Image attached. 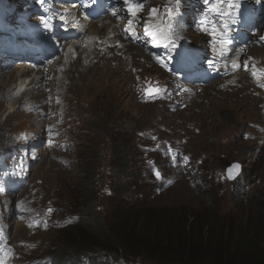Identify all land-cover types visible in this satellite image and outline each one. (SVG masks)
<instances>
[{"label": "rangeland", "instance_id": "rangeland-1", "mask_svg": "<svg viewBox=\"0 0 264 264\" xmlns=\"http://www.w3.org/2000/svg\"><path fill=\"white\" fill-rule=\"evenodd\" d=\"M191 1L196 3L192 5ZM6 2L16 15V24L19 20L34 22V15L40 13L44 22L56 19L50 15L49 5L44 2L43 5L39 0ZM128 2L133 6L141 5L136 16L157 36L161 30H166L167 10H180L184 3H187V7H198V12L202 14L200 21H208L210 16L215 15L214 24L209 20L202 28L199 26L205 37L206 27L212 25L207 35L209 40L213 41L214 26L223 28L222 25L231 20L230 16L223 18L216 14L212 5L217 4L215 0H179L178 4L177 0ZM127 9L124 0H118L115 15L114 12L112 15H102L90 23L91 26L94 24L93 28L87 31L96 34L90 35L89 40L100 36L104 42L115 34L113 40L130 47L129 56L121 58L117 68L112 62L92 65L88 60L89 67L78 58L62 79L61 87L54 88L49 95L45 94L43 84H29L35 75L25 71V75L19 77L24 71L21 67L11 68L0 75V154L5 156L4 159L0 158L4 163L0 169H5L1 182L7 184L0 191V256L11 255L14 258L11 261L34 264L43 256L44 259L49 256L62 259L78 250L98 254L99 258L93 261H111L109 250L81 245L86 234L74 230V227H82L79 216L88 213L85 221L89 227L95 228L100 224L104 231L112 228L114 233L122 223L120 215L129 217L130 224L135 227L134 236L141 240V244L146 237L142 232L149 225L158 232V236H163L164 241L169 238L183 243L188 238L203 243L208 239L212 242L224 241L226 236L234 240L240 231L249 235V232L255 231V226L264 221L261 220L264 218V87H260V84H264V78L258 81L252 75L253 66L258 74L259 69H264V53L263 58L254 51L244 52L241 58L231 54L225 57L213 51L216 38L210 46L208 44L205 49L200 46L197 50L195 45L189 44L199 38L194 26L197 16L186 28L175 14L171 21V41L177 29L191 39L190 42H178L171 54L177 57L188 55L190 62H185L191 66L179 74L172 73V78L181 88L174 91V100L169 101L166 99L170 93H165L163 97L162 85H170V73H163L158 66L164 65L157 66L151 61L147 45L132 40L131 33L121 30L129 31L122 22L130 13ZM152 9H156V12L153 13ZM2 13L3 7L0 5V16ZM5 15H8L6 8ZM108 20L113 21L116 31L109 27L106 34L93 30ZM158 21L161 25L156 29L154 25ZM131 29L134 30L132 25ZM257 30L250 42L254 38L256 48L264 52V40L260 39L264 35V18ZM177 34L175 32L174 36ZM165 43L168 42L158 44V63L168 54ZM76 44L72 46L82 48L88 45L85 41ZM246 46L254 45L249 43L236 50H244ZM184 47L185 52L180 54ZM218 55L222 58L218 59ZM71 56H74V50L69 46ZM196 57L201 61H197ZM233 65H237V69L228 76L227 68ZM132 67L139 72L136 73L140 76L137 83H134L131 75ZM47 69L52 70V67L48 65ZM93 70L97 73L91 74ZM79 73L88 76L80 78ZM237 73L241 77L230 79V85H226L228 81L223 82L226 77ZM200 75L205 84H194ZM21 86L29 89L22 92L19 89ZM143 86H152L160 91L145 100L143 92L138 91ZM230 86L236 92L229 89ZM132 87H137V93ZM183 88L190 90L182 91ZM54 91L61 94L56 100H66L67 105L64 108L66 122L62 128L67 138L64 146L60 129L53 126L56 125V107L50 115L51 106L46 103V98L54 100ZM34 108L37 109L30 110ZM42 112H45L43 116ZM50 116L52 122L49 121ZM125 128L133 129V133L115 132ZM29 136L31 142H28ZM123 143L133 152L128 157L132 163L127 161L122 165L117 159L112 161L111 151L114 147L117 150ZM13 160L21 162L24 167L16 169ZM235 161L240 163L241 173L236 180L227 182L224 170ZM111 164L123 168L120 173L122 179L115 186L112 183ZM98 167H101L100 170ZM94 169L99 174L94 179L96 192L95 189L86 188L88 177L90 179L88 172ZM156 172L160 173L159 179ZM128 184H134L136 189L130 187L128 190ZM13 188L14 193L9 191ZM112 189L115 190L114 195ZM124 190L123 199L126 202L121 203L118 196L121 197ZM90 191L91 194L86 195ZM142 195L149 198L142 201ZM145 215L154 221H149L147 225ZM47 220H51L52 224L48 229L44 227L48 225ZM116 234L118 236L119 233ZM3 237L9 240L7 245L1 243ZM122 237L120 233L115 239L123 245ZM171 252L167 259H161L164 263L208 264L209 261L206 258L191 261L176 245H173ZM134 253L138 257L127 259L129 261L126 263L161 264L148 259L149 253L145 247H138ZM86 264H89L88 260Z\"/></svg>", "mask_w": 264, "mask_h": 264}, {"label": "trees", "instance_id": "trees-1", "mask_svg": "<svg viewBox=\"0 0 264 264\" xmlns=\"http://www.w3.org/2000/svg\"><path fill=\"white\" fill-rule=\"evenodd\" d=\"M115 132L132 134L133 129L128 128L123 129L122 131L119 130ZM119 147L120 148H118L117 150H115L114 147V149L111 151L112 161H115V159H117V161L119 160L120 162H122V165L125 164V162L127 161L132 163V160H130L128 157L133 151L129 150L128 145L125 143H123V145ZM93 157L92 159H95ZM100 168L101 167H98V170H100ZM122 169L123 168L120 167H114L111 164V177H114L112 182L113 186H115V183H118L120 179H122V177H120L122 176L120 175ZM97 172L98 171L96 169H94L92 172H88L90 175V179L88 177V186L86 187H89L90 190L95 189V192L97 190V187L96 185H94V179L97 175H99ZM130 187L136 189V186L134 184H128V190H130ZM112 192L114 195L115 190L112 189ZM124 193L125 190L122 192L121 197H119L120 195L118 193V198H120L121 203L126 202V200L123 199ZM89 194H91V191L86 192V195L89 196ZM147 198H149V196L142 195L141 200L143 201ZM114 208L116 209V207ZM86 210L89 211V209ZM117 210L118 209H116V211ZM118 212L120 211L118 210ZM88 215L89 213L86 216L81 214L79 216V221L82 224V227L81 225L74 227V230L78 229L81 234L82 231L86 234L81 240V245H94L101 249H107L110 252L109 256L111 257V259L114 260L120 259L124 261H129L127 259H134V257H138V254L134 253L137 251L138 247H145L146 249H148L149 260L151 259L154 262L156 261L157 263L166 264L162 260H165V257L167 259V257L172 254L171 251L173 249V245H176L179 251H182L185 256L190 257L191 261H194L197 258H206L209 260L208 264H264V221L261 224L255 226V231L249 232V235L247 234V232H238L237 237L234 238V240L226 236V239L224 241L217 240L215 242H212L211 239H208L206 241L203 240V243H201V241L194 242L192 240H189L188 238H184L185 242L179 243L177 239L170 240L169 238H166V240L164 241L163 236H158V232L153 231V228H151L148 223L149 221H154V219L149 218L145 215L144 217L146 218L147 225H149V227L144 229L142 232L146 235V237L143 240V244H141V240L134 236L135 227L134 224H130L129 217H122L120 215L119 219H121L122 223L117 227V232L115 230V233L122 234V245L119 241L115 239L116 237L118 239L119 234L118 236L117 234L115 236V233L112 231V228H109L107 231H104L103 225L100 224L97 225L95 228L89 227L85 221L89 217ZM261 220H264V218H262ZM86 230L88 231V233ZM71 256H75L73 261L77 259H82L84 261V263L82 264H86L87 260L89 261V263H91L92 260L99 258L98 254L96 253L90 254L86 253V251L78 250H76V252H72Z\"/></svg>", "mask_w": 264, "mask_h": 264}, {"label": "bare ground", "instance_id": "bare-ground-1", "mask_svg": "<svg viewBox=\"0 0 264 264\" xmlns=\"http://www.w3.org/2000/svg\"><path fill=\"white\" fill-rule=\"evenodd\" d=\"M45 2H47V3H49L48 2V0H44ZM65 0H59V3H55V1H52V2H50V4H49V6H50V9H54L55 10V12L57 13V17H59V16H62V15H64V17H69L70 15H73L72 16V18H73V22L75 23V10H74V8H75V6L74 5H72V6H67L68 4H66L65 2H64ZM240 3V5H242L243 6V2H239ZM46 4V3H45ZM45 4H43V5H45ZM264 5V4H263ZM259 6V2L256 4V7H258ZM116 7H117V5L116 6H114V9L111 11V7L109 8V9H106L105 10V8H104V6L101 4V1L99 0V1H96L95 2V4H94V14L93 15H101L102 13H104L103 15H106V14H109V15H112V13L115 11V9H116ZM47 8V7H46ZM65 8V10L64 11H62L63 9ZM49 9V10H50ZM250 9H252V10H257L256 8H252V7H250ZM45 10V9H44ZM128 10V9H127ZM48 11V10H47ZM51 12V11H50ZM128 12V11H127ZM54 15V13H51V17ZM45 17V16H44ZM47 17V16H46ZM31 18V17H30ZM52 18H54V17H52ZM248 18H250V16L249 15H247V14H243V16L242 17H240L239 19H237V20H235L236 22L235 23H233L232 24V29H231V25L230 26H227L226 27V30H229V32H218V33H216V35H215V37L214 38H216V40H217V42H216V46H213V51H215V52H221L222 54H224L225 55V57L229 54H231V55H237L235 58H241V57H243V55H244V52H248V51H254V53H257L258 55H260V58H263L262 57V54L264 53V52H262L261 50H258L257 48H256V43H254V38L252 39L253 41H251L250 42V44L251 45H254V46H247V47H245L244 48V50L243 49H240V50H236V48H234V47H232V45H231V43H232V40L233 39H236L237 41H235V42H239L240 44H242L244 41H243V38H244V32L243 31H241L240 30V25H241V23L243 22V21H245V19H248ZM48 20V19H47ZM44 21V20H43ZM94 25V24H93ZM92 25V26H93ZM107 25H109V26H107ZM91 26V27H92ZM96 26V25H95ZM94 26V27H95ZM223 26V25H222ZM110 28V29H112V30H115L116 31V26H114V23H113V21L112 20H108L107 22H106V24H103L102 26L100 25V26H97L96 28H94L93 30L95 31H100L101 33H104V34H106L107 33V28ZM93 28V27H92ZM108 28V29H109ZM263 30V29H262ZM83 32V31H82ZM263 33H264V31H262ZM93 33H95V32H92V34ZM42 36H46V31H44V32H42ZM264 36V35H263ZM83 37V36H82ZM81 37V38H82ZM81 38H80V40H81ZM113 38H116V35L114 34L111 38H109V39H112L111 40V45H109V43L106 45V44H104V42H102L101 41V37L100 36H98V38H96V39H90L89 41H85V43H87L88 45L86 46L87 48L86 49H84L83 51H82V49H81V53H79V57H77L76 59H75V61L72 63L73 65H75V63H76V61H78V58H81L82 60H83V62H85L86 64H87V66H89V67H91L88 63L89 62H91V64L92 65H96V64H98V63H104L105 65L107 64V63H109V62H112V63H114V64H116V68L118 67V65H120L121 63H120V59L122 58V59H125L126 58V56L129 54V52H130V47L128 46V45H126V44H122V43H120L119 44V40H113ZM260 38H261V36H260ZM255 39H256V37H255ZM226 40V42H224ZM115 43V44H114ZM42 44H46V42H42ZM95 44L98 46V47H101V49L99 50L98 48H96V53H95ZM179 44H181V41H179ZM56 45H58V48L60 49V43H58V44H56ZM120 45V46H119ZM123 45H126V46H123ZM81 48V46H77V47H75V48ZM200 46H198V45H195V48L198 50V48H199ZM53 50V49H52ZM121 50V51H120ZM185 52V47H184V49H182V50H180L179 51V53L180 54H183ZM217 52V53H218ZM60 53V52H59ZM253 53V54H254ZM247 54V53H246ZM139 57H140V55L139 54H137ZM223 55V56H224ZM90 56L92 57V58H90ZM139 57H137V58H139ZM231 59H233V58H231ZM88 60H89V62H88ZM95 60V62L93 63V61ZM46 61V60H45ZM249 61V60H248ZM138 62H140V63H142V61L141 60H139ZM219 62V61H218ZM48 64L50 63V60H48V62H47ZM78 63V62H77ZM217 65H218V63H216ZM232 64V63H231ZM108 65V64H107ZM113 65V64H112ZM229 65V64H228ZM50 66V65H49ZM19 66H14V67H12V69L14 68V69H17ZM40 67V66H39ZM97 67V66H96ZM121 67V66H120ZM228 67V66H227ZM231 67V66H230ZM230 67H228L227 69H228V71H229V75L228 76H231V74L233 73V71H235L236 69H237V65L235 66V65H233L231 68ZM112 68H114V67H112ZM124 68V67H123ZM127 68V67H126ZM212 68V67H211ZM46 69V64L44 65V66H42V67H40V72L42 73V74H45L47 71L45 70ZM95 69V68H94ZM105 69V68H104ZM110 69V68H109ZM125 69V68H124ZM214 69V68H213ZM218 69V68H217ZM23 73H21V74H19L20 76L19 77H23V75H25V71L27 72V69L26 68H23ZM38 70V69H37ZM50 70V69H49ZM102 70H103V68H102ZM32 71H34V69L32 70ZM94 71V70H93ZM110 71V70H109ZM36 72V71H35ZM69 72V70H67V71H65L64 72V75H66L67 73ZM123 72H124V70H123ZM78 73V72H77ZM97 72L96 71H94V72H92L91 74H96ZM99 73H101V72H99ZM27 74V73H26ZM80 74V73H79ZM102 74V73H101ZM107 74L108 75H110L108 72H107ZM30 75V74H29ZM63 75V74H62ZM76 75V74H75ZM122 75V74H121ZM127 75V74H126ZM40 76V77H39ZM54 76V75H53ZM78 76V75H77ZM88 75H85V76H83V73H82V75L80 74V78H85V77H87ZM196 76V75H195ZM199 76V75H198ZM206 76H208V75H206ZM235 77V78H234ZM241 77V74H239V73H237L235 76H232V77H230V78H225V79H223V82L225 83L226 81H228L227 83H226V85L227 84H229V80L230 79H238V78H240ZM129 78V77H128ZM63 79V78H62ZM62 79H56V80H54V79H52V81H49V80H47V78H45L44 76H41L40 74H37L36 76H35V80L36 81H33V83H35V86H37L36 84H39V85H41L42 86V84H43V86H44V91H45V94H47V95H49V94H51L52 93V90L54 89V88H60L61 87V83H62ZM67 79V78H66ZM126 80V79H125ZM64 81V80H63ZM68 81V80H67ZM73 83V82H72ZM75 83V82H74ZM68 84V83H67ZM230 85V84H229ZM63 86H64V84H63ZM24 87H26V86H21L19 89L23 92V91H26V90H28L29 89V87L28 88H24ZM34 87V86H33ZM127 87V86H126ZM137 88V87H136ZM136 88H133L132 87V89L134 90L135 89V92H136ZM229 89H231V90H233L232 89V87L230 86V87H228ZM245 88H246V86H245ZM34 89V88H33ZM55 90V89H54ZM31 91V90H30ZM233 91H235L236 92V90H233ZM54 93H55V91H54ZM137 93V92H136ZM56 94V93H55ZM61 94H60V92L59 91H57V96H60ZM70 100V99H69ZM66 101V100H65ZM64 101V102H65ZM45 114V112H42L41 113V115L43 116Z\"/></svg>", "mask_w": 264, "mask_h": 264}, {"label": "snow or ice", "instance_id": "snow-or-ice-1", "mask_svg": "<svg viewBox=\"0 0 264 264\" xmlns=\"http://www.w3.org/2000/svg\"><path fill=\"white\" fill-rule=\"evenodd\" d=\"M39 2L41 4H43L44 0H39ZM125 4L127 5L128 7V11L131 13V15L133 17L136 16V13L137 11L139 10V8L141 7V5L137 4L135 6H133L132 4H130L128 2V0H124ZM179 0H177V4H178ZM223 2V0H222ZM228 2V7L229 8H235V7H238L237 4L231 2V0H227ZM152 12L155 13L156 12V9H152ZM167 14H168V24H167V29L166 30H161V33L159 36H157L155 33H149L150 35L153 36L154 39H157V40H161V41H167L168 43H165L164 46L165 47H168L170 45L174 46L173 42L171 41V34H172V19L175 15V13L172 11V10H167ZM113 15H115V12L113 13ZM42 23H45V27H47V24L46 22L41 21ZM131 25H132V21L130 20L129 21V29L128 30H131ZM213 35H215V29L213 30ZM261 40H264V36H261L260 38ZM245 68L247 69V65H245ZM252 75L255 79H257L258 81L261 79V78H264V69H259V74L257 72V70L255 69V67L253 66V71H252ZM260 87H264V84H260ZM160 91V89H151L149 90V94L150 95H155V94H158ZM187 159V158H185ZM239 168H240V165L239 164H233L232 167L230 169H228V172H229V179H234L235 176L232 174L233 173V169L236 170V173L238 174L239 173ZM156 177L159 179L160 178V173L159 172H156L155 173Z\"/></svg>", "mask_w": 264, "mask_h": 264}, {"label": "water", "instance_id": "water-1", "mask_svg": "<svg viewBox=\"0 0 264 264\" xmlns=\"http://www.w3.org/2000/svg\"><path fill=\"white\" fill-rule=\"evenodd\" d=\"M233 164H239V163H237V162H233L232 164H230L227 168H226V172H225V175H226V178L228 179V181H233L235 178H237L239 175H240V173H241V165H240V168H239V173L237 174L236 173V170L235 169H233V175L235 176V178L234 179H229L228 177H229V172H228V169H230L231 167H232V165Z\"/></svg>", "mask_w": 264, "mask_h": 264}]
</instances>
